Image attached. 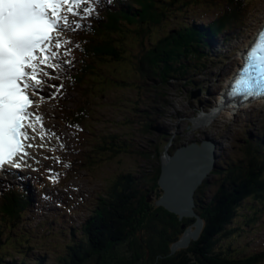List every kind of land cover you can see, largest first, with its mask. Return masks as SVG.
Listing matches in <instances>:
<instances>
[{
	"label": "rangeland",
	"instance_id": "1",
	"mask_svg": "<svg viewBox=\"0 0 264 264\" xmlns=\"http://www.w3.org/2000/svg\"><path fill=\"white\" fill-rule=\"evenodd\" d=\"M261 8H264V1L253 12L247 24L239 25L240 27L229 34L216 37L218 45L213 47L214 53L220 50L225 58L220 59L219 56L211 54L200 56L199 59L207 65L203 68V64L198 63L197 67L189 72L192 81L171 79L164 82L156 80L155 76L145 78L137 71L134 56L142 41L136 36L128 37L126 44L123 40L121 51L127 50L124 54L125 58L127 57L126 60L105 66L106 77L97 78V83H95L97 90L90 89L92 96L89 100L92 104L89 103L87 108H89L88 111L90 107L94 109L91 111L93 117L88 122V130L83 131L80 137L82 140L78 139L63 122L65 117H69L68 113L71 108L81 103L83 98L81 93L68 85L69 79L65 78V75L68 77L71 68H64L59 79L51 81L55 84H64L65 87L61 90L63 95L55 96L53 99H48L46 96L43 102H39L36 107L35 111L38 114L43 113V121L42 125L40 122H35L36 134L33 143L37 147L29 148L32 158L27 162L33 161L32 164H28L30 165L29 170L34 171L39 178L45 176L43 177L45 180L49 175L57 174L55 168H66V170L57 184L51 183L47 187L55 195L51 199L45 196L41 198L40 206L44 209L39 210L40 206H37L39 203L35 204L36 209L25 216L21 227L8 233L9 239L14 238L17 232H22L26 238L30 237L33 240L27 244H33L35 251L34 248L29 249L27 246L28 254H19L17 252L19 245L13 246L11 241L8 246L0 250V262L12 250L18 258L25 259L28 263L35 256L32 253L39 251L42 255L48 256L46 262L55 263V258L58 259L67 253L66 243L72 242L73 239H82V226L99 206L100 195L106 193L111 181L121 173L134 172L140 176L143 170L155 168L158 165V147L161 148L168 144V150L172 153L180 145L193 140H204L208 135L222 143L219 162L224 164L243 154L244 140L251 138L252 142L264 141V105L261 104L257 108L251 107L236 111V113L233 109L224 108L209 126L195 128L191 125L193 116L220 103L222 90L227 85L226 80L231 77L236 68L239 51L244 48L246 39L249 40L250 35L264 20V10L261 11ZM217 10H219L217 6L197 4L194 0L183 4L178 3L170 8V18L163 25L151 30L145 40L146 42L148 39L155 40L159 35L170 33L182 23H193L195 20L209 22L215 18ZM227 39L231 40L226 43ZM195 89H201L202 93L194 97L193 90ZM48 91L54 90L46 87L45 93ZM261 130H263L262 133ZM106 134L107 136L111 134L121 136V152L106 154L93 151L97 148L96 142L102 141ZM42 135L43 139H41ZM81 141L84 143L80 146ZM41 144L44 146L38 147ZM79 147L83 148L80 154ZM81 156L82 159L78 160ZM87 156L91 159L95 156L97 162L93 164ZM164 156L165 154L162 153L161 159ZM68 168L69 173H67ZM48 169L54 171L49 172ZM210 180L212 181L200 191V194L204 195L205 200L208 201L206 203L213 199L219 188L218 184L213 182V175ZM144 182L142 179L140 184ZM249 204L256 207L260 205L256 200L249 201ZM69 206L73 208L71 213L65 209ZM243 212H248V210L244 209ZM189 222L193 223L194 220L189 219ZM174 225L171 227L173 228ZM72 226L76 229V234L73 233L74 229L71 230ZM148 231L143 227L138 232L139 237L116 242L120 247L119 251L116 250L119 253L118 257L126 256L124 264L142 262V259L133 260L132 254L134 248L146 242ZM163 231L164 229L153 232L151 238L154 239L156 234H161ZM169 232L173 231L169 230ZM236 235L237 232L230 238L234 239L232 246L239 254L247 255L264 250V213L241 235L234 237ZM9 239L4 243H7ZM173 245H170L169 253L177 256L178 252L173 250ZM114 251L111 250L110 254ZM135 251L143 253L144 248L135 249ZM99 252L97 249V253ZM110 259L113 260V257ZM171 263L167 260L165 264ZM86 264L101 263L99 258L92 256Z\"/></svg>",
	"mask_w": 264,
	"mask_h": 264
},
{
	"label": "trees",
	"instance_id": "2",
	"mask_svg": "<svg viewBox=\"0 0 264 264\" xmlns=\"http://www.w3.org/2000/svg\"><path fill=\"white\" fill-rule=\"evenodd\" d=\"M181 1L183 0H129L121 10L115 12L110 10V17L107 20L101 19L95 30L85 34L86 39L77 49L79 65L70 75L72 78L69 81L72 84L71 88L83 96L82 102L71 108L69 117H63L79 135L81 129H88L91 111L94 110L90 107L88 111L87 108L89 103L92 104L89 100L92 96L90 87L93 83H97V78L105 76L104 65L125 60L124 52L121 51L123 37L135 34L142 41L134 56L135 67L145 78L155 76L156 80L168 82L171 79L188 76L187 73L193 64L192 59L195 53L199 52L200 43L204 41L202 36L203 33L206 35L204 30L201 32L197 30L198 26L182 23L176 31L171 30L168 34L159 35L156 40L149 42L145 40L150 30L161 26L169 18L168 10ZM223 1L225 9L217 21L234 24L246 19L243 11L249 7L251 1L255 0ZM208 25L207 31L211 34H218L223 30L217 22ZM117 139L115 135L110 136V139L103 136L102 141L96 142L97 148L93 151L117 154L121 152V144H118ZM82 150L83 148L79 147V151ZM164 150L165 146L157 148L158 167L153 172L144 171L139 177L134 173H121L111 181L107 192L100 196L99 208L95 211L96 217L90 227H97V231L101 233L111 228L113 234L109 236L111 238L115 236L121 241L139 237L138 232L143 227L148 229L146 242L134 248L132 254L133 260L142 259L140 264H165L167 260L171 261V264L262 263L264 252L250 256L239 254L232 246L234 239L230 237L236 232L238 236L241 235L255 219L260 217L261 214L258 217L257 215L264 209V142L255 145L245 140L242 146L243 154L239 158L229 161L230 163L226 162V167H218L214 170L213 175L217 177L219 188L212 201L206 203L208 201H204V195L200 193L197 195L198 211L205 219L202 234L189 248L179 250L177 256L169 253L170 245L184 233L182 224L189 225L192 221L189 222L190 218L182 220L178 214L164 206H157L156 202H149L147 199V193L153 189L157 191V196L162 195L159 192V178L162 172L161 153ZM87 159L93 164L97 162L94 157L91 159L87 156ZM142 179L145 182L140 184ZM207 185L208 182L205 181L202 187ZM1 192L0 237L4 230L18 229L24 214L30 208L26 195L15 186H8ZM251 200L258 201L261 206L250 205ZM244 209L248 212H243ZM249 209H252V214ZM173 224L175 225L172 228ZM162 229L164 231L161 234H156L154 239L151 238L153 232ZM24 236L22 233L18 237L24 238ZM2 240L3 238H0V242ZM118 245V243L113 245L117 251L120 250ZM113 246L109 245L103 249L104 252L98 257L101 264H124L125 255L118 257L119 253L116 250L110 254ZM28 247L33 248L32 245ZM141 248H144L143 253L135 251ZM21 251L28 254L25 249H19V252ZM95 255V250L88 245L75 249L73 253L76 260H81L77 264H83L89 257ZM110 257H113V260ZM35 258V264H46V256L39 252L35 253ZM6 263L29 264L24 260L20 262L18 258L8 260Z\"/></svg>",
	"mask_w": 264,
	"mask_h": 264
},
{
	"label": "snow or ice",
	"instance_id": "3",
	"mask_svg": "<svg viewBox=\"0 0 264 264\" xmlns=\"http://www.w3.org/2000/svg\"><path fill=\"white\" fill-rule=\"evenodd\" d=\"M112 3L113 0H0V171L5 173L0 179L9 175L23 179L13 169L30 167L28 149L37 147L33 143L34 122L42 125L43 121L42 114L33 108L38 103L35 97L45 93L46 87L54 90L46 93L48 99L60 95L64 84L51 81L59 79L64 68L75 66L72 49L79 48V44L73 45L70 37L63 34L83 29L89 18H98L99 10ZM258 35L259 42L246 51V64L228 94L264 96V26ZM43 100L44 96H40L39 102ZM48 179L56 183L59 174L49 175ZM201 228L198 224L185 229L174 248L186 247L197 239Z\"/></svg>",
	"mask_w": 264,
	"mask_h": 264
},
{
	"label": "water",
	"instance_id": "4",
	"mask_svg": "<svg viewBox=\"0 0 264 264\" xmlns=\"http://www.w3.org/2000/svg\"><path fill=\"white\" fill-rule=\"evenodd\" d=\"M198 94L199 92H194L193 96ZM210 116L215 117L216 112H211ZM201 124H205V122L201 121ZM216 142L218 141L210 138L200 144L197 142L185 144L179 147L174 154L170 156L166 154L167 158L162 160L159 184L163 194L156 199V204L176 212L182 219L184 217H196L195 228L198 224L204 226L202 216L195 210V191L211 171L217 167L216 159L219 158V155L215 151L218 145ZM197 158H200L202 163H198ZM151 195L152 198L149 201L153 200L155 190L152 191ZM197 239H192L186 247L180 248L189 247L192 241ZM174 245L173 250H177L178 248H174Z\"/></svg>",
	"mask_w": 264,
	"mask_h": 264
},
{
	"label": "clouds",
	"instance_id": "5",
	"mask_svg": "<svg viewBox=\"0 0 264 264\" xmlns=\"http://www.w3.org/2000/svg\"><path fill=\"white\" fill-rule=\"evenodd\" d=\"M160 193H162L163 192V190H161L160 189V191H159ZM155 196H157V194L155 193ZM155 196L153 197V202L156 200V198H155ZM152 198V197H151ZM150 199V198H149ZM148 199V200H149ZM149 202H151V201H149ZM157 206H162V205H157ZM166 208V207H165ZM168 209V208H167ZM169 210V209H168ZM169 211H171V210H169ZM171 212H173V211H171ZM173 213H176V212H173ZM199 214H200V212H198ZM177 214V213H176ZM96 215V212H94L92 215H91V217L90 218H87V221L83 224V226H82V231H83V237L82 238H84V240H81V241H83V242H79V241H77L76 239H73V241L72 242H70V243H66L65 244V246H67L68 247V251H67V253L65 254V255H63V256H61L60 258H58V260L62 263V264H77L78 262H80V261H78V260H76V256L74 257L73 256V253L75 252V249H78L79 247H81L82 246V248H83V245L82 244H85V245H88V246H90L91 247V249H94L95 250V253H96V257L98 258V257H100V255L102 254V252H104L103 251V249L104 248H106V247H108V246H106V245H111V246H113L118 240H120L119 238H117V237H110L109 235L110 234H113L112 232H111V228H109V230L106 232H99V231H97V227H90V224L94 221V218L96 217L95 216ZM179 215V214H178ZM201 215V214H200ZM202 216V215H201ZM179 218L180 219H182L181 217H180V215H179ZM185 218H190V219H192V220H194V222L193 223H191V224H189V225H187V224H182V227H183V225H185V227H183V229H184V233H185V229H187V228H189L190 226H192V228H195V226H194V223L196 222V220H197V218L196 217H184L183 219H185ZM202 218H203V220H204V217L202 216ZM182 219V220H183ZM205 224V223H204ZM204 227V226H203ZM19 228H20V226H19ZM74 229V227H71V230H73ZM75 231H73V233L74 234H76V229H74ZM13 231H15V229H13ZM62 231H64V230H62ZM183 233V234H184ZM22 234V232H17L16 233V237H18L19 235H21ZM183 234H182V236H183ZM181 236V237H182ZM201 236V235H200ZM200 236H199V238H200ZM181 237H179V239L178 240H180L181 239ZM198 238V239H199ZM14 239H15V237H14ZM197 239V240H198ZM178 240H176V241H174L173 243H172V245L175 243V242H177ZM197 240H193L192 241V243L194 242V241H197ZM13 241H15V240H13ZM192 243H191V245H192ZM190 245V246H191ZM189 246V247H190ZM97 249L100 251L99 253H97ZM181 249H185V248H178L177 250H175V251H179V250H181ZM113 250H116V248L113 246ZM106 251H108V250H106ZM39 254H42L41 252L39 253ZM43 256H46V260H47V255H43ZM92 259V256L91 257H89V259H87L86 261H84L83 262V264H86L88 261H90ZM45 263L46 264H49V262H46L45 261ZM35 264V263H34Z\"/></svg>",
	"mask_w": 264,
	"mask_h": 264
},
{
	"label": "bare ground",
	"instance_id": "6",
	"mask_svg": "<svg viewBox=\"0 0 264 264\" xmlns=\"http://www.w3.org/2000/svg\"><path fill=\"white\" fill-rule=\"evenodd\" d=\"M133 28V27H132ZM254 38V34H252V35H250V37H249V41H251V39H253ZM249 42H247L246 44H245V46L248 44ZM192 80V79H191ZM230 104V103H229ZM218 105V104H217ZM216 105V106H217ZM229 109H230V107H228ZM208 112H209V110H208ZM204 114V113H203ZM203 114H201V116H197L196 118H195V121H196V128H198L197 127V125L199 124V122L198 121H200V118L203 116ZM237 115V114H236ZM200 125V124H199ZM207 124H203V125H201L202 127H205ZM206 139H210V136H208V135H206ZM251 142V141H250ZM83 143H84V141H83ZM83 143H81L80 142V146H81V144H83ZM219 146H220V148H221V143L218 141V142H216ZM82 148V147H81ZM227 161V160H226ZM197 162L198 163H202V161H201V159L200 158H197ZM78 163V162H77ZM226 163V162H225ZM225 163H224V167H226L225 166ZM227 163H230V162H227ZM203 190V187L201 186V187H198L197 189H196V191H195V193H200V191H202ZM206 201V200H205ZM210 201H212L211 199H210ZM203 228L204 227H202V229H201V233H200V235L202 234V231H203Z\"/></svg>",
	"mask_w": 264,
	"mask_h": 264
}]
</instances>
